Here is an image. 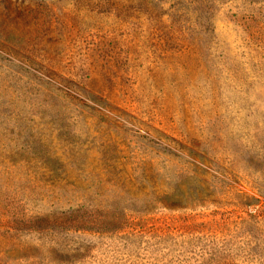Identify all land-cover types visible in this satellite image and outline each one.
<instances>
[{"label":"rangeland","instance_id":"rangeland-1","mask_svg":"<svg viewBox=\"0 0 264 264\" xmlns=\"http://www.w3.org/2000/svg\"><path fill=\"white\" fill-rule=\"evenodd\" d=\"M0 264H264V0H0Z\"/></svg>","mask_w":264,"mask_h":264}]
</instances>
